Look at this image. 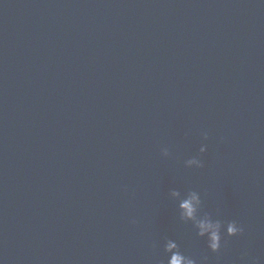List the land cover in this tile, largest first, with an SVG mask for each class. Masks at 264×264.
Wrapping results in <instances>:
<instances>
[{
    "label": "water",
    "instance_id": "obj_1",
    "mask_svg": "<svg viewBox=\"0 0 264 264\" xmlns=\"http://www.w3.org/2000/svg\"><path fill=\"white\" fill-rule=\"evenodd\" d=\"M171 188L244 233L208 251ZM163 237L264 264V2L0 0V264H159Z\"/></svg>",
    "mask_w": 264,
    "mask_h": 264
},
{
    "label": "clouds",
    "instance_id": "obj_2",
    "mask_svg": "<svg viewBox=\"0 0 264 264\" xmlns=\"http://www.w3.org/2000/svg\"><path fill=\"white\" fill-rule=\"evenodd\" d=\"M264 2V0H261ZM203 140L208 139V132L202 131ZM207 150V145L201 143L198 154L189 157L183 161L186 168H202L204 162L201 155ZM161 156L167 158L170 156L168 146H161ZM168 197L175 202L177 216L181 222L191 223L195 235L203 238L208 251L217 253L222 248V241L226 237L242 235L245 231L244 226L235 219L224 220L204 211V201L201 193L195 189L182 191L179 188H171L168 191ZM130 223L135 224L136 220L132 218ZM163 259L159 264H204L206 257L196 258L183 251L175 239L163 237L159 244Z\"/></svg>",
    "mask_w": 264,
    "mask_h": 264
}]
</instances>
